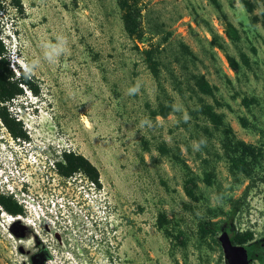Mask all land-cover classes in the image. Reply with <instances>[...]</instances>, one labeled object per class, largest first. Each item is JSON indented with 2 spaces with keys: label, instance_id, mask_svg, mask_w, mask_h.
<instances>
[{
  "label": "rangeland",
  "instance_id": "rangeland-1",
  "mask_svg": "<svg viewBox=\"0 0 264 264\" xmlns=\"http://www.w3.org/2000/svg\"><path fill=\"white\" fill-rule=\"evenodd\" d=\"M218 1L140 0L139 40L125 31L117 0H4L0 31L10 67L19 76L38 61L28 75L38 93L27 88L10 111L31 145L49 147L55 160L64 150L83 154L102 186L89 191L93 204L82 194L83 175L65 178L24 151L17 180L30 192L17 219L0 206V264H227L221 245L200 236L199 222L209 218L264 238V0H249L253 12L243 0ZM226 21L235 27L233 39ZM58 36L67 39V51L50 64L43 45ZM145 48L155 53L158 77ZM201 76L212 95L199 89ZM137 83L139 94L129 96ZM205 104L236 138L262 149L253 180L230 173L224 126L203 115ZM201 138L206 143L196 151ZM3 142L18 140L0 119V152ZM248 185L231 220V201ZM39 209L48 216L41 221Z\"/></svg>",
  "mask_w": 264,
  "mask_h": 264
},
{
  "label": "trees",
  "instance_id": "trees-1",
  "mask_svg": "<svg viewBox=\"0 0 264 264\" xmlns=\"http://www.w3.org/2000/svg\"><path fill=\"white\" fill-rule=\"evenodd\" d=\"M210 1L215 6H220L218 0ZM243 2L247 10L253 12L252 3L249 0H243ZM117 3L121 10L122 21L127 34L134 39L142 40L145 36V30L142 24L140 0H117ZM5 10L6 6L4 0H0V12H4ZM225 26L227 35L233 39L234 36H236L235 27L229 21L225 22ZM144 54L148 67L151 69L154 76L158 77V61L155 58L154 51L145 48ZM228 60L232 68L237 70L235 59L228 56ZM197 85L202 92L210 95L213 94V87L203 76L197 79ZM27 88L35 94L38 93L37 85L29 76L25 75V72L16 76L10 67L8 50L2 40L0 31V119L14 138H28L27 131L22 127V122L18 120L9 109V105L18 96H21ZM246 104L249 105L248 103ZM201 112L216 128L224 126L223 132L225 136L222 145L225 157L229 162L230 173L236 178L239 175H243L253 180L254 171L259 165L261 156H263L262 149L236 138L232 127L225 125L222 114L215 111L212 105H203L201 107ZM160 114L163 117L168 116L169 109L163 106ZM56 169L57 172L65 178L72 177L77 173H83L91 182H94L98 188L102 186L98 168L83 154L64 150L60 157L56 159ZM208 183L211 184V181L209 180ZM193 184L196 187V183L194 182ZM250 188L251 185H248L240 198L231 201V209L229 210V218L231 220L244 206ZM187 192L190 197L197 199L193 188L187 187ZM18 203L19 202L14 199L13 196L0 193V206L8 213L12 215H22L20 213H23V211L25 212V210L22 208V205ZM221 212L224 213V211L221 210L220 212H215L213 216L217 217ZM163 219H165L164 215L160 217L159 227L164 226L161 223ZM223 222L226 223L227 221L225 220ZM222 224H224L222 221L212 220L211 218L201 220L198 228L200 236L202 238L211 237L217 244L221 245L219 239L216 238L217 233L221 229L227 230L234 244L246 245L251 263L256 260L264 264V240L256 239L254 232L250 229L233 231L228 227H224Z\"/></svg>",
  "mask_w": 264,
  "mask_h": 264
},
{
  "label": "clouds",
  "instance_id": "clouds-1",
  "mask_svg": "<svg viewBox=\"0 0 264 264\" xmlns=\"http://www.w3.org/2000/svg\"><path fill=\"white\" fill-rule=\"evenodd\" d=\"M67 45L68 41L65 37L58 36L56 38L55 43H45L43 45L44 53H43V59L47 61L50 64H54L56 60L65 54L67 51ZM38 65V61H32L26 65L25 69V75L28 76L31 74V72L34 70V68ZM140 92V85L134 84L132 87H130L127 90V94L129 96L139 94ZM25 102H22L19 104L18 112L21 113L23 109L26 110ZM173 111H179L180 107L177 105H172ZM20 120V119H19ZM185 120H187V117H185ZM141 125H147L148 127H151V122L148 120H144L141 122ZM18 142L17 144L12 143H6L7 146H3L1 149V155L0 159V193L13 196L14 199H16L22 206L26 207L22 202H20L23 197L24 193H26L25 186L18 183V167L17 164L20 166L21 164V158L23 156L24 151H31L36 153L40 158V162L47 161L49 156L52 154V149L49 147L42 148L41 146L31 145V141H27V139L23 138H16ZM28 145V148L26 150V146ZM206 143V141L201 138L199 141L193 142L192 147L194 150L199 151L201 147ZM13 187L17 188L18 193H21L22 195H18V193L13 189ZM5 188V190L3 189ZM40 210V209H39ZM49 214V213H47ZM37 219L39 221L42 220L44 217H48L46 213L41 209L40 214H36ZM48 219V218H46Z\"/></svg>",
  "mask_w": 264,
  "mask_h": 264
},
{
  "label": "water",
  "instance_id": "water-1",
  "mask_svg": "<svg viewBox=\"0 0 264 264\" xmlns=\"http://www.w3.org/2000/svg\"><path fill=\"white\" fill-rule=\"evenodd\" d=\"M218 239L227 264H250L246 245L234 244L227 230H223Z\"/></svg>",
  "mask_w": 264,
  "mask_h": 264
},
{
  "label": "built area",
  "instance_id": "built-area-1",
  "mask_svg": "<svg viewBox=\"0 0 264 264\" xmlns=\"http://www.w3.org/2000/svg\"><path fill=\"white\" fill-rule=\"evenodd\" d=\"M49 159V160H48ZM47 159V161L43 164V168H45V169H54V171L58 174V172H57V169H56V160L55 159H53V158H51V157H49ZM80 175H83V180H85L86 182H87V188H85L84 186H82L83 188H82V194H83V196H84V198L88 201H90V202H92L93 204H95V202H97L95 199H91L90 197H89V194H90V190H99L100 188H98L96 185H95V183L94 182H91L84 174H82V173H79ZM73 177V176H72ZM72 177H69V179H71ZM73 179V178H72ZM82 179H80V180H82ZM69 184H71V182L68 180L67 181ZM76 203H77V201H76ZM17 216H20V215H15V217H13V219H17Z\"/></svg>",
  "mask_w": 264,
  "mask_h": 264
},
{
  "label": "flooded vegetation",
  "instance_id": "flooded-vegetation-1",
  "mask_svg": "<svg viewBox=\"0 0 264 264\" xmlns=\"http://www.w3.org/2000/svg\"><path fill=\"white\" fill-rule=\"evenodd\" d=\"M51 180H52V179H51ZM52 184H53V183L50 182V185H52ZM27 185H28V184H27ZM28 187H29V186H28ZM25 190H26L28 193L30 192L29 189L26 188V187H25ZM18 204H19V203H18ZM2 208H3V207H2ZM22 208L24 209V206H22ZM23 213H24V211H23ZM23 213H20V214L23 215ZM229 229H230V228H229ZM262 240H264V238H263ZM258 263L261 264L259 261H258ZM250 264H253V263L250 262Z\"/></svg>",
  "mask_w": 264,
  "mask_h": 264
},
{
  "label": "bare ground",
  "instance_id": "bare-ground-1",
  "mask_svg": "<svg viewBox=\"0 0 264 264\" xmlns=\"http://www.w3.org/2000/svg\"><path fill=\"white\" fill-rule=\"evenodd\" d=\"M25 91H26V89H25Z\"/></svg>",
  "mask_w": 264,
  "mask_h": 264
}]
</instances>
